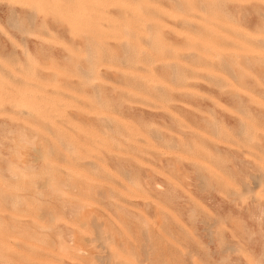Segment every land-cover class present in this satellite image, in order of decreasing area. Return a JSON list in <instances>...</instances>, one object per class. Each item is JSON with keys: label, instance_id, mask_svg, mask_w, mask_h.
Segmentation results:
<instances>
[{"label": "rangeland", "instance_id": "rangeland-1", "mask_svg": "<svg viewBox=\"0 0 264 264\" xmlns=\"http://www.w3.org/2000/svg\"><path fill=\"white\" fill-rule=\"evenodd\" d=\"M0 264H264V0H0Z\"/></svg>", "mask_w": 264, "mask_h": 264}]
</instances>
